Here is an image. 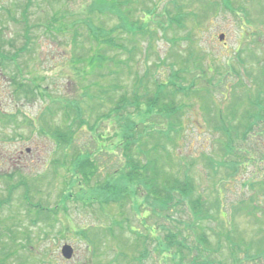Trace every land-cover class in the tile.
Masks as SVG:
<instances>
[{"label": "rangeland", "instance_id": "374dc122", "mask_svg": "<svg viewBox=\"0 0 264 264\" xmlns=\"http://www.w3.org/2000/svg\"><path fill=\"white\" fill-rule=\"evenodd\" d=\"M223 1L125 0L123 8L120 0H34L29 23L47 22L48 26L31 31L29 50L15 61L18 71L11 63L0 65V264H139L136 257L143 242L122 228L132 225L151 231V226L138 221L150 207L148 200L142 196L131 200L130 195L122 199L110 187L119 185L118 191L125 192L126 180L118 182L115 173L124 170L121 161L126 157L108 143L121 139L119 125L132 118L138 123L153 122L147 129L168 127L169 122L182 124L181 137L164 146L158 156V173L162 178L186 173V181L195 190L189 204L201 197L209 205L210 218L202 230L215 257L227 258L231 249L241 248L242 259L248 246L263 242L264 168L248 163L237 168L234 158L233 168L222 166L215 124L217 115L223 113L226 118L234 112L235 103L240 108L236 115L245 116L248 94L264 86V0H232L235 11L245 15L241 20L224 9ZM26 2L0 0V49L7 60L26 43L22 19ZM103 3L111 13L123 11V17L128 14L131 20H142L146 9H156L160 24L152 25L153 34L133 41L122 29V17L100 16L98 7ZM165 10H169L165 16L187 13V26L168 28ZM54 17L59 20L53 22ZM92 22L117 44L100 49L89 31ZM161 25L167 27L165 33ZM75 31L81 35L73 42ZM221 33L223 43L218 38ZM235 51L243 62L233 58ZM74 55L82 61L72 62ZM227 61L235 70L229 82L220 84L229 70ZM174 71L184 77L183 93L174 95L177 87L168 83L162 88L180 109L177 122L166 123L156 114L148 119L138 108L111 117V107L122 94L132 99L140 94L145 104L155 96L148 92L171 81ZM63 100L71 105L72 119L61 108ZM154 108L159 110V105ZM136 112L138 117L132 116ZM84 120L86 125L80 126ZM146 135L147 131L142 136ZM132 138L136 147L144 146V137L142 141L136 135ZM152 148L153 144L148 149ZM137 152L133 148L132 153ZM84 162H91L90 168ZM145 221L162 223L156 211ZM150 243L146 264H158L162 253L155 242ZM64 244L75 249L69 260L60 252ZM262 246L251 248V254L264 258ZM161 264L175 263L164 260Z\"/></svg>", "mask_w": 264, "mask_h": 264}, {"label": "trees", "instance_id": "16d2710c", "mask_svg": "<svg viewBox=\"0 0 264 264\" xmlns=\"http://www.w3.org/2000/svg\"><path fill=\"white\" fill-rule=\"evenodd\" d=\"M33 2L34 0H28V4L25 7V11L23 12L25 15L27 14L28 9L31 7ZM223 2L227 8H229V5L226 4V2L233 4L232 0H224ZM155 10H151V14H147L145 11V18L142 20L131 21V17H129L127 14L125 19H122V29L127 30L134 38L133 41L136 42L141 36L153 34L151 31V28H153L152 25L160 24V21H157L154 16ZM232 11L237 14L235 9H232ZM166 12H169V10L164 11V16ZM120 13L125 15V12L123 11H120ZM187 16V13L180 12L169 20H171V24H177L179 27H183L184 24L187 26ZM58 20V17L53 18V22H57ZM89 20L90 18L88 21ZM48 24L46 25L48 26ZM100 26H102V24H100ZM161 26L163 28V25ZM32 27V25L27 26L25 38L28 43L31 42L29 31L32 29ZM96 27L97 26L92 22V25L90 24L89 31L94 37H96L97 40L103 42L101 44L105 45L104 39L107 43L114 44V46L117 44L113 37L107 33L102 35L104 38L102 39V37L99 35L102 28ZM187 39L190 43L193 42V38L190 35L187 36ZM28 47V45L25 46V49ZM191 53H193V51ZM132 55L134 56V54ZM132 55L130 57L133 59ZM233 58L235 60L241 61V53L236 52ZM227 62V64L234 71L235 69L233 68L234 66L230 64L231 62ZM173 76H175L176 80H172V78H174ZM183 80L184 77L174 71L171 81L159 83L154 90V93L148 92L155 96L154 98H148L145 104L141 102L139 98L140 94L136 93V96H134L136 99H132L133 97H129L127 94H122L114 108L116 114L112 115V117L118 118L119 115L124 113L128 114V109L131 107L135 109L138 108V110L140 109L142 112H144L148 119L156 114L159 117L165 118L166 123L171 120H175L177 122L178 120L176 117L178 116L180 109L174 102V97L164 93L162 86L168 87L167 83L173 86L176 85L175 88H177L174 95H177V93L182 94L183 89L180 88L182 87L180 84H182ZM227 82H229V79L226 74L224 75L223 79L220 80V84H226ZM117 84L119 85L120 83L118 82L116 85ZM143 84V81H139V85L143 86ZM209 86L211 87L213 85L210 83ZM223 95L226 98L228 93L224 92ZM235 96L236 95H234V97ZM248 96L249 108L246 110L245 116H243V114L242 116L236 115L240 108L235 102L234 103L236 107L232 108L234 112H232L229 116L225 118L223 113L217 115L215 132L219 134L220 138L219 143L221 144V152L223 157V159H220L223 161L221 165L226 169H231L235 166V162L231 163L232 158L238 160V162H236V165H238L237 168H246V163L254 164L256 167L259 165L260 169L264 168V86L262 89L257 90L256 93H250ZM103 102L105 103V100ZM110 103L111 102L108 104ZM158 105L159 110H155L154 106ZM93 106L97 107L98 104ZM71 110L70 104L67 101L66 105H64V111H67L65 116L68 119H72L70 115ZM92 111H94V109H92ZM215 114H217V111ZM133 115L138 117L139 112L132 114V116ZM83 124H86V121H79L80 126ZM152 125L153 122L151 124H146L145 121H139L138 123L132 118L125 122L124 125H119L120 129L122 130V135L119 134L118 136H121V139L117 141V137L114 138L115 143L114 141L112 143H108L109 145L120 149L122 154H124L126 157L125 162L121 161V165L124 167V170L121 173H115L117 178L116 180L118 182H124V180H126V183L124 184L125 192L123 193L122 191H118L121 189V186L119 185L115 187L111 185L110 187H112L113 190H116L122 199H124V197L127 195H130L131 200L134 197L142 196L145 200H148L147 202L150 206L149 208L145 209V215L140 216L138 221L142 225L151 226V231L144 232L140 228H137V231L132 230V228L130 229L131 233L136 234L134 236L136 237L137 241L143 242L144 245L139 256L136 257L137 262L139 264H146L147 257L150 252L148 244L152 242L150 240L157 239L159 252L162 253V259L158 258V264H161L162 261L164 262V260H173L175 264H264V258H262L260 254H251L250 252V249L255 246H259L261 248V246L264 244V234L263 242L260 241L259 245L253 243V246H251L250 249L248 246V249L243 252L245 256H243L242 259L239 258V252L241 251V248L238 250L231 249L232 252H229L228 257L224 259H219L218 256H214L213 251H215V249L212 247L210 242L209 245L206 246L205 243H207L208 240L204 234V231L202 230L204 228L206 229V223L208 224L206 221L210 218V215H208L210 213L209 210H211L209 205L207 203L206 205L203 204V199L201 197H196L194 199V203L197 205V207L195 206L196 210L193 208L194 203L192 205L189 204L192 199L190 196H195V190L186 181V173L184 175L176 174V176H171L170 178H162L160 173H158V156L162 153L164 146L168 145L170 142L175 144V138L181 137V128H183L182 124L177 126V123L171 124V122H169L167 124L168 127L166 126L160 128L163 126L162 125L152 129H147ZM113 126L117 128L115 124ZM140 128L142 130L141 133L139 130ZM146 131L147 135L142 136L143 134H146ZM132 135H136L137 141H142L144 137V146L140 144L138 147H136V143L134 144L135 140L132 138ZM95 142L96 145L99 144L97 139H95ZM151 142L153 144V148L149 150L148 148L150 145H152ZM133 148H137L140 152L133 154ZM91 162H84L85 164H83V166L85 165L90 168V165L92 164ZM250 181L253 180H249V182ZM249 210L251 213L255 211L254 208H249ZM155 211L158 214L160 221H162V223H159V225L158 223L153 224L151 222L145 221L147 218L150 219L153 217ZM173 213L174 217H171L170 214ZM253 215L255 216V214ZM223 224H226L224 220ZM162 232L165 234L161 238ZM228 237L231 236L228 235ZM221 243V240L217 241L218 249H220ZM262 247H264V245Z\"/></svg>", "mask_w": 264, "mask_h": 264}, {"label": "water", "instance_id": "95a60500", "mask_svg": "<svg viewBox=\"0 0 264 264\" xmlns=\"http://www.w3.org/2000/svg\"><path fill=\"white\" fill-rule=\"evenodd\" d=\"M73 249L71 246H64L63 248V254L67 257L70 258L72 256Z\"/></svg>", "mask_w": 264, "mask_h": 264}]
</instances>
